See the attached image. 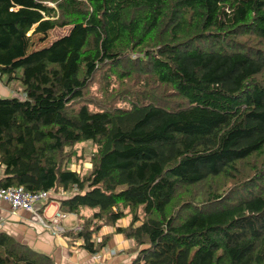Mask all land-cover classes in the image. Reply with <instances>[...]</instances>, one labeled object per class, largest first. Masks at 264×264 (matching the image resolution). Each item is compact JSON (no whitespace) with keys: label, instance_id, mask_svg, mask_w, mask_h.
Segmentation results:
<instances>
[{"label":"trees","instance_id":"1","mask_svg":"<svg viewBox=\"0 0 264 264\" xmlns=\"http://www.w3.org/2000/svg\"><path fill=\"white\" fill-rule=\"evenodd\" d=\"M0 82L24 94L0 96V187L47 191L72 243L109 226L124 264H264V0H0ZM0 264L55 263L0 232Z\"/></svg>","mask_w":264,"mask_h":264},{"label":"crops","instance_id":"2","mask_svg":"<svg viewBox=\"0 0 264 264\" xmlns=\"http://www.w3.org/2000/svg\"><path fill=\"white\" fill-rule=\"evenodd\" d=\"M9 94L10 92L0 84V96H8ZM2 172L0 166V177ZM56 211H59L58 202L50 200L39 203L37 213L20 210L11 214L9 205L0 200V232L10 235L16 241L28 245L36 252L49 255L55 264H121L127 259L125 249L128 247V242L121 234L115 233L112 228L103 227L101 230L102 234H112L111 239L107 241L106 250L108 253L109 250H114L115 254L113 255L106 253L104 257H97L95 253H90L79 246V242L72 243L65 232L72 230L75 226V216H69L61 223L64 232L52 235L43 228L39 218H50Z\"/></svg>","mask_w":264,"mask_h":264},{"label":"rangeland","instance_id":"3","mask_svg":"<svg viewBox=\"0 0 264 264\" xmlns=\"http://www.w3.org/2000/svg\"><path fill=\"white\" fill-rule=\"evenodd\" d=\"M68 29H69V27L54 28V29H52L50 31L42 32V33H36V32L30 31V32H28L27 34H25L24 36H22L21 38H19L18 40H16L14 42V44H13V53H14L15 56H22V55H25V54H27L28 52H30V51H32L34 49H38V48L47 46L53 40H55L56 38L66 34ZM0 84L3 87H5L6 90H8V92H10V94H12V95L21 93L20 92V90H21L20 88L21 87L19 85L15 84L16 89H17V87L19 89L16 92V89L12 90V89L9 88V87H13V86L9 85V87L8 86L6 87L1 82H0ZM21 94H23V93H21ZM73 150H76V154L78 156H82V158L81 159H77L76 161L73 159L72 160L73 162L70 165V168L72 170H76V171L80 172V171H82V169L89 167L90 166L89 165V158H90L89 154H90V152L92 150L91 144H89L87 142L79 143V144H76L74 146ZM121 221L122 220H120V222ZM122 222H124V223H122ZM122 222H121L122 226L126 224L125 220L122 221ZM105 227H107V229L112 228V230H114V232H115V228L114 227H109V226H105ZM101 229H103V227ZM105 235L109 236V239L107 241H109L111 239V237H112L111 236L112 234H109V233L102 234V230H100V232H98L97 235L95 236V239L99 243L100 241H102L104 239L103 237ZM127 242H128V247L125 249V254L127 256V259L124 262H122L121 264L130 262L132 260V258L135 256V253H133L131 251V249H132L131 243L128 240H127ZM106 244H107V242H106ZM106 246L107 245H105L99 251H97L95 253L97 257H101V256L104 257L106 253L109 254V255L115 254V251H114V253H111L110 252L111 250H109V253H108V250H106V248H107ZM105 251H107V252H105Z\"/></svg>","mask_w":264,"mask_h":264},{"label":"built area","instance_id":"4","mask_svg":"<svg viewBox=\"0 0 264 264\" xmlns=\"http://www.w3.org/2000/svg\"><path fill=\"white\" fill-rule=\"evenodd\" d=\"M18 96L23 97L24 94L19 93ZM49 193L44 190L27 191L22 186L0 187V200L9 205L11 214L23 210L27 212L37 213V205L43 201H47ZM74 217L73 214L56 211L50 218H39V222L48 230L52 235H58L64 232L62 222L69 218ZM73 230H80V226L76 224ZM114 253V250L110 251Z\"/></svg>","mask_w":264,"mask_h":264}]
</instances>
